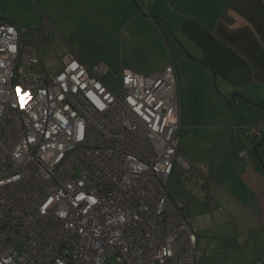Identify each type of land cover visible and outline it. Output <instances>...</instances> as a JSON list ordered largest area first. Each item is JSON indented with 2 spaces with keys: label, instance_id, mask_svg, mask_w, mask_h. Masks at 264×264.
<instances>
[{
  "label": "built area",
  "instance_id": "obj_1",
  "mask_svg": "<svg viewBox=\"0 0 264 264\" xmlns=\"http://www.w3.org/2000/svg\"><path fill=\"white\" fill-rule=\"evenodd\" d=\"M38 40L0 20V264H198L171 199L179 147L173 65L148 76L85 65L31 72ZM260 140L264 120L249 127Z\"/></svg>",
  "mask_w": 264,
  "mask_h": 264
},
{
  "label": "crops",
  "instance_id": "obj_2",
  "mask_svg": "<svg viewBox=\"0 0 264 264\" xmlns=\"http://www.w3.org/2000/svg\"><path fill=\"white\" fill-rule=\"evenodd\" d=\"M4 5L0 20L31 37L10 6L79 16L84 32L105 26L148 46L153 40L165 56L158 64L147 60L144 71L174 66L177 138L194 166L192 179L175 167L168 192L194 224L199 260L220 253L209 251L208 237L264 234V135L253 141L249 130L264 120V0H0Z\"/></svg>",
  "mask_w": 264,
  "mask_h": 264
},
{
  "label": "rangeland",
  "instance_id": "obj_3",
  "mask_svg": "<svg viewBox=\"0 0 264 264\" xmlns=\"http://www.w3.org/2000/svg\"><path fill=\"white\" fill-rule=\"evenodd\" d=\"M5 7L4 5L0 8L5 11L7 10ZM16 8L10 6L8 9L19 14V19L22 20L19 23L24 28L31 30L28 34L35 38L39 37L40 40H38L37 47L38 64L31 66V72H47L50 75L58 73L61 70V57L70 48L89 67L99 63L104 64L108 68L104 83L110 86L111 89L117 90L119 72L122 68L129 67L138 74L148 76L149 73L144 69L149 68L151 63L146 64L147 60L152 59L150 62H157L158 64V62L163 61L165 56V53L163 54L158 49L153 40L150 46H148L150 42L144 44L137 39L131 41L128 32L121 36L122 32L120 31H111L105 26L99 27L96 25L88 27L87 30L89 31L87 32L80 31L82 27L77 24L79 16L70 17L58 10L52 11L53 15L47 13L43 15L40 12H38L39 14L32 13L30 15V13H24V11L18 13ZM45 18H47V21ZM41 21H43V26H39ZM50 21L53 24H49ZM197 153L198 150H194L195 156ZM183 173L192 179L191 175L194 171L192 169L191 172L183 171ZM171 185L170 180L167 187L168 191ZM182 211L187 216L186 211ZM192 216L194 217V214ZM191 225H194L193 222H191ZM220 239L218 240L217 237L207 238L209 251L211 248H220V259L217 258L219 254L211 255L204 258V260L203 258L199 260V257L198 264H257L258 262L264 264V257L259 254L262 250L264 252V234H259L254 239L245 237L236 239L234 236H231V239L230 237H221ZM203 243H205V240ZM224 259H230L231 262L226 263ZM220 260H223V262Z\"/></svg>",
  "mask_w": 264,
  "mask_h": 264
},
{
  "label": "water",
  "instance_id": "obj_4",
  "mask_svg": "<svg viewBox=\"0 0 264 264\" xmlns=\"http://www.w3.org/2000/svg\"><path fill=\"white\" fill-rule=\"evenodd\" d=\"M263 135H264V132H263ZM260 145L258 144L256 147H254V150L259 147ZM263 171H264V167H263Z\"/></svg>",
  "mask_w": 264,
  "mask_h": 264
}]
</instances>
